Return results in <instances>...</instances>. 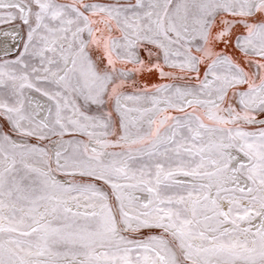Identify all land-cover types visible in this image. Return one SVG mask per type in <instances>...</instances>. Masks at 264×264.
I'll list each match as a JSON object with an SVG mask.
<instances>
[{
	"label": "snow or ice",
	"instance_id": "6c2138e0",
	"mask_svg": "<svg viewBox=\"0 0 264 264\" xmlns=\"http://www.w3.org/2000/svg\"><path fill=\"white\" fill-rule=\"evenodd\" d=\"M0 264H264V0H0Z\"/></svg>",
	"mask_w": 264,
	"mask_h": 264
}]
</instances>
